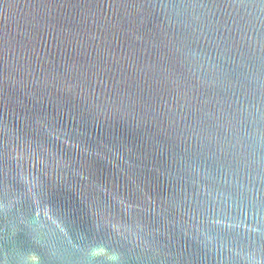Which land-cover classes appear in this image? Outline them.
Listing matches in <instances>:
<instances>
[{"label": "water", "instance_id": "obj_1", "mask_svg": "<svg viewBox=\"0 0 264 264\" xmlns=\"http://www.w3.org/2000/svg\"><path fill=\"white\" fill-rule=\"evenodd\" d=\"M0 264H264V0H0Z\"/></svg>", "mask_w": 264, "mask_h": 264}]
</instances>
